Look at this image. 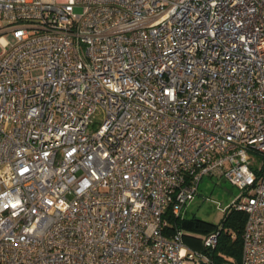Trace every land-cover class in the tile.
I'll return each instance as SVG.
<instances>
[{"label": "built area", "instance_id": "1", "mask_svg": "<svg viewBox=\"0 0 264 264\" xmlns=\"http://www.w3.org/2000/svg\"><path fill=\"white\" fill-rule=\"evenodd\" d=\"M4 32L0 264H216L174 221L205 175L264 264V0H0Z\"/></svg>", "mask_w": 264, "mask_h": 264}, {"label": "rangeland", "instance_id": "2", "mask_svg": "<svg viewBox=\"0 0 264 264\" xmlns=\"http://www.w3.org/2000/svg\"><path fill=\"white\" fill-rule=\"evenodd\" d=\"M1 36L9 42L13 41L11 32H4ZM240 195L241 191L224 177L205 175L199 182L196 196L186 204L184 216L195 217L200 224L213 228L221 222L228 208ZM211 232L196 227L185 229L184 243L200 249L202 240Z\"/></svg>", "mask_w": 264, "mask_h": 264}, {"label": "trees", "instance_id": "3", "mask_svg": "<svg viewBox=\"0 0 264 264\" xmlns=\"http://www.w3.org/2000/svg\"><path fill=\"white\" fill-rule=\"evenodd\" d=\"M245 220L246 214L244 211L235 208L232 203L221 222L213 228L202 223L200 224L199 220L195 217L184 216L174 221L183 230L196 227L207 231H219L218 241L214 248L208 249L201 242V248L198 250L208 253L216 264H239ZM192 248L197 249L193 245Z\"/></svg>", "mask_w": 264, "mask_h": 264}, {"label": "water", "instance_id": "4", "mask_svg": "<svg viewBox=\"0 0 264 264\" xmlns=\"http://www.w3.org/2000/svg\"><path fill=\"white\" fill-rule=\"evenodd\" d=\"M199 264H206L204 261H200V263Z\"/></svg>", "mask_w": 264, "mask_h": 264}]
</instances>
